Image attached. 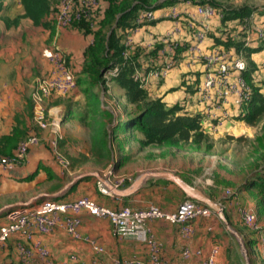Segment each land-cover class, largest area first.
Masks as SVG:
<instances>
[{"label":"crops","instance_id":"0c3cea01","mask_svg":"<svg viewBox=\"0 0 264 264\" xmlns=\"http://www.w3.org/2000/svg\"><path fill=\"white\" fill-rule=\"evenodd\" d=\"M155 1H158L157 4L154 3V5L144 8L156 10L157 19L155 21L141 27H136L134 21L131 24L132 27L123 26L117 31L123 48L122 59L125 62H133L134 79L136 80V76H139V80L136 81L142 84L150 98L161 99L168 107L181 106L183 108L182 115L188 112L190 116H200L204 132L217 142H223L227 137H233L232 131L238 129V126L235 128L237 124L248 125L239 119L242 109L227 104L213 109L211 112L205 110L204 105L199 102L198 95V89L203 84L206 72L202 61L191 62L190 59H187L186 54V59L181 56L179 65L166 79L158 80L150 77L149 74L161 64L159 50L169 33L176 31L175 38L182 45L188 46L194 43L188 27V21L194 20L197 25L202 24L209 28L208 37L201 44L203 53L213 50H221L233 55L242 53L248 61V65L250 61L253 62L252 84L255 88H261L264 95V65H262L264 64V43H259L257 36L251 31L255 26L264 27V13H259L262 9L247 5L253 9L251 16L243 21L234 20L223 23L228 10L240 8H229L217 2L214 4L212 0H175L166 6L163 4L168 0H153L152 2ZM58 5L59 3L55 6L51 0V12L44 20V23L48 25L37 26L30 18L26 17L22 0H0V154L4 157H13L21 141L33 133H38L41 137V143L30 150L24 163L18 164L14 168L0 166V196H14L16 193L17 195L31 194L30 199L26 202L13 198V203L6 206L17 203H34L36 205L45 200L67 202L87 197L81 196L84 180L63 198H56L57 194L65 188L56 186L57 178L62 176L63 169L58 164L50 144V131L36 129L32 119L34 106L31 94L35 90L37 81L46 77L53 69V63L43 56V52L47 49L59 48L69 56L74 71L78 74L83 69L85 51L94 44L100 31V27L97 25V27H90L84 22L69 28L60 26L56 19ZM200 5H212L221 9L225 17L206 21L197 14V6ZM109 6V0H100L102 12L106 11ZM173 6L179 7L185 13L181 21L165 18V13ZM252 49L258 51L249 54V50ZM126 50L129 52L130 61L124 58ZM115 79H112L110 87L101 91L99 95L102 107L110 110L118 122L124 120L132 112L133 107L126 104L125 91L115 83ZM115 90H117L116 98ZM120 99L122 104L119 103ZM106 102L111 107L105 104ZM46 105L50 109H59L63 113L64 147L61 144L60 150L77 153V156L82 154L89 156L93 150V144L90 126L85 131L83 130L84 124L90 121L81 112L89 108L83 90L77 86L76 90L69 95L51 96L47 99ZM251 126L248 125V130L252 129ZM15 129L23 131L25 136L19 139L15 146L2 142L4 138L11 137ZM81 132H84L85 136L81 137ZM137 139L142 138L137 137ZM80 142L84 143V147L79 145ZM129 150L132 160L142 156L143 152H139L137 141L132 143ZM117 156L115 151L114 158L116 159ZM178 162V164L182 163V170L158 171L159 169L155 167H150L147 170L171 172L193 185L187 177L188 174L186 175V165L190 166V164L181 160ZM140 171L142 169H137L135 172ZM101 198L100 203L96 200L99 205L114 210L122 207L145 209L154 205L164 211L175 212L186 196L173 183L151 178L136 194L129 198H117L110 194H102ZM235 200L240 201V198H235ZM235 203L231 201L224 208L232 209L237 204ZM230 215L232 216V214ZM5 217H0V227L5 224ZM232 218V220H236V217ZM82 221V232L104 246L107 250L106 255L97 256L88 245L75 242L64 231L58 230L50 236H37L36 240L41 241L50 251V257L47 259L36 257L31 261V264H110V259L114 256L120 258L147 257L145 246L138 244L132 238L116 236L109 221L87 214L82 215ZM193 225L197 236L186 241L176 226L162 221L149 222L153 235L164 244V255L167 259L176 263L179 261L181 250L188 246L195 254L202 252L201 255H194L189 264H204L206 257L215 246L207 237L205 229L200 228L199 222H195ZM261 225L264 228L263 222ZM16 241L17 239L13 238L5 246L0 247V264H22L17 254ZM259 250L260 247L256 246V261H262L264 258V252H258ZM218 262L219 264H228L227 253L221 248Z\"/></svg>","mask_w":264,"mask_h":264},{"label":"built area","instance_id":"2783aa9c","mask_svg":"<svg viewBox=\"0 0 264 264\" xmlns=\"http://www.w3.org/2000/svg\"><path fill=\"white\" fill-rule=\"evenodd\" d=\"M99 10L100 0H60L56 19L58 24L65 28L84 21L91 24L94 22L92 25L94 27L99 20ZM197 14L206 21L225 17L223 10L212 5L197 6ZM184 16L185 13L177 6L169 8L165 13V18L172 21H181ZM188 16L191 15L188 14ZM156 19V10L144 9L138 12L135 25L141 27ZM188 27L194 43L188 46L182 45L175 38L176 31L169 33L159 50L161 64L154 68L149 76L158 80L166 79L179 65L181 58L186 59L187 54V59L191 62L202 61L206 68L205 79L198 89L199 102L204 105L205 110L211 112L227 104H232L239 109L246 107L252 99L253 89L243 76L248 68L245 56L242 53L233 55L221 50L203 53L201 44L208 37L209 28L206 25H197L194 20L188 21ZM251 31L257 36V41L263 44L264 27L255 26ZM43 56L53 63V69L36 83L32 94L33 122L36 129L50 131V144L56 160L63 170L69 172L71 163L60 151V142L64 140L63 113L59 109H48L45 103L54 94L66 96L75 91L77 79L66 54L59 48L47 49L43 52ZM124 58L130 61L128 50L124 53ZM120 70V66H115L108 71L106 73L108 81L117 78ZM136 80H139V76H136ZM40 143V135L31 134L20 142L13 157H4L0 154V166L14 168L24 163L30 150ZM102 191L109 194L106 190ZM83 214L109 221L116 236L132 238L138 244L145 246L147 250L146 258L114 256L111 257L110 264H189L194 255H201L202 252L195 254L190 247L185 246L180 252L179 261L176 263L170 261L164 255V244L153 235L149 222L162 221L176 226L182 238L188 241L193 238L196 231L193 224L198 220L210 219L213 212L208 207L187 198L175 212H167L154 205L145 209L122 207L114 210L99 205L89 197L67 202L47 200L6 215V222L0 227V247L5 246L13 238L17 239L16 250L20 261L22 264H31L36 257L41 259L50 257V251L41 241L36 240L37 236H50L62 230L73 241L88 245L97 256L106 255L107 250L104 246L82 232ZM241 218L247 227H253L258 222V214L253 210H241ZM219 254L220 248L213 247L204 264H219ZM73 259L76 258L73 257Z\"/></svg>","mask_w":264,"mask_h":264},{"label":"rangeland","instance_id":"374dc122","mask_svg":"<svg viewBox=\"0 0 264 264\" xmlns=\"http://www.w3.org/2000/svg\"><path fill=\"white\" fill-rule=\"evenodd\" d=\"M59 1L60 0H52L55 6ZM109 1L111 2L112 0ZM114 1L117 2V0ZM215 1L220 5L229 8H241L247 5L253 6L262 9L259 11L260 14L264 13V0ZM157 2L158 1L151 2V5H154V3L157 4ZM100 18L101 17H99L98 21L101 20ZM84 23L88 24L90 27L94 24V22L91 24L86 21H84ZM115 28L116 25H113L110 30L109 28L105 30H101L100 28L98 37L107 33L109 36ZM66 56L68 63L74 71V66L71 63L69 56L67 54ZM105 72L107 71H104L100 84L93 87V90L98 92V94L110 87L111 81H108ZM75 75L77 76L78 88L83 90L82 86L87 87V75L83 71L78 74L75 72ZM114 95L116 98L117 90L114 91ZM117 99L119 98L117 97ZM119 103L122 104L121 99L119 100ZM105 104L109 105L108 102ZM121 104L120 106L123 107ZM109 107L111 106L109 105ZM47 108L50 109L49 107ZM81 112L91 120L84 124V131L90 125L92 126L93 123V126H96L95 122L99 124L101 123L102 119L100 116L96 115L97 112L95 110L92 111L86 108ZM237 126L238 129L232 131L234 140H230L229 137H227L223 142L215 141L205 133L202 128V132L209 136L210 144L213 145L211 151H205V144L200 151H198L196 146V148L192 147L190 151L184 149L176 151L177 149H169L168 147L148 146L142 153L141 157H138L135 160H128L125 163V166L118 170L115 169V158H112V160L101 159L96 156L93 151L89 153V156H86L85 154L77 156V153L74 154L70 151L65 152L60 150L70 161L71 166L69 172L65 169L63 170L62 176L57 178L56 186L63 188L80 175L86 173H99L103 178L109 179L110 183L116 188L126 189L131 186L138 177L151 172L147 170L150 167H155L156 169H159L158 171H167L166 169L182 170L181 166L183 165L182 163L178 164V161L181 160L188 162V164H190V166L186 165V175L188 174V179H190L195 187L203 190L212 200L221 204L224 214H226L229 219L230 225L242 236L249 253L251 264H264V258H262V261L255 260L256 246L260 247L258 252H264V228L261 225L262 222L264 224V203H262L264 200V191L245 187L253 177L258 176V173L263 166V160L261 158L263 152L261 149L264 144L260 141L264 138V117L258 124L252 125V129H249L250 131L248 130V125L243 126L237 124L235 128H237ZM133 134L135 137L143 139L140 132L136 131L133 132ZM80 136H85V133L81 132ZM238 138L242 139L238 141ZM79 145L84 147L83 142H80ZM184 153H186V155H183ZM137 169H142V171L135 172ZM82 184L83 188L81 189V196L90 197L100 203L102 194L105 193H103L102 190L104 189L98 180L96 178H91V181H86ZM30 195L31 194L27 193L17 195L16 193L14 196H0V209L13 203V198L17 200L22 199L23 202H26L30 199ZM235 198H240L241 202L236 201ZM231 201L236 202L237 204L235 203L236 205L232 209H229V207L228 209H225L224 206H228ZM241 210L255 211L258 214L257 224L253 227L245 226L242 222ZM229 213L232 214V216ZM232 217H236V220H232ZM196 222H199L200 228L205 229L208 234L207 237L214 246L221 248L227 253L228 264H247L238 238L230 233L228 226L221 220L218 214L213 212L210 219L198 220ZM196 236L195 231L193 238Z\"/></svg>","mask_w":264,"mask_h":264},{"label":"trees","instance_id":"16d2710c","mask_svg":"<svg viewBox=\"0 0 264 264\" xmlns=\"http://www.w3.org/2000/svg\"><path fill=\"white\" fill-rule=\"evenodd\" d=\"M174 1L168 0L163 5H170ZM151 2L152 0H117V2L112 0L106 11L102 12L100 8L98 14L101 20L97 22V26L101 30L108 28L110 30L113 25H116V28L109 36L107 33L98 37V33L94 44L85 51L82 71L88 78L86 80L87 87L82 86L83 93L87 98L88 109L95 110L96 115L102 119L100 124L95 122L96 126H93L94 123L92 126L90 125L92 151L99 158L107 160H112L116 151L118 154L114 162L116 170L124 167L125 163L131 159L129 149L135 141L139 143L140 153L144 152L148 146L168 147L177 149L176 151L181 149L190 151L192 147H197L200 151L204 144L206 145L205 151H211L213 148L209 136L202 132L200 116H190L188 112L182 115L183 108L181 106L168 107L161 99L150 98L142 84L134 79L133 62H125L122 59L123 48L117 31L123 26L132 27L131 24L136 20L138 12L150 6ZM212 2L216 4L215 0ZM22 3L26 10V17L30 18L35 25H48L44 23V20L51 12V0H22ZM252 12L253 9L248 6L228 10L223 23L234 20L243 21L251 16ZM257 51L249 50V54ZM115 66H120L121 69L115 83L125 91L126 104L133 107L132 112L124 120L118 122L110 110L102 107L100 95L93 90V87L100 84L104 71L108 72ZM253 67L254 64L250 61L247 70L243 73L253 89V96L239 116V119L248 125L258 124L264 117V95L261 88H255L252 84ZM86 118L88 117L86 116ZM136 131L142 134L143 139L138 140L134 136L133 132ZM24 136L23 131L15 129L12 136L4 138L2 142L15 146L18 140ZM229 139L234 140L233 137ZM241 139L238 138V141ZM260 142L264 144V138ZM61 144L63 146L64 142H60V148ZM261 150L263 166L258 176L253 177L245 187L264 191V146ZM86 181H91V178L84 182Z\"/></svg>","mask_w":264,"mask_h":264},{"label":"water","instance_id":"95a60500","mask_svg":"<svg viewBox=\"0 0 264 264\" xmlns=\"http://www.w3.org/2000/svg\"><path fill=\"white\" fill-rule=\"evenodd\" d=\"M88 178H96L98 182L102 185V188L106 190L110 195L117 198H129L136 194L143 186V184L151 178H157V179H163L170 183H173L176 185L186 196L187 199L193 200L197 203H200L209 209H211L214 213L218 214L221 218V220L228 226L229 231L231 234H233L235 237L238 238L241 247L243 255L246 258L247 264H251V260L249 258V253L246 248V244L243 241L242 236L239 232L235 231L232 226L230 225L229 219L226 214L223 212V207L221 204L216 203L214 200H212L203 190L189 184L188 182L184 181L180 176L171 173V172H149L141 175L138 177L134 183L129 186L126 189H118L115 186H113L109 179L103 178L99 173H86L83 175H80L76 177L72 182L67 184L65 188L57 194L56 198H63L66 196L73 188L78 186L82 181L88 179ZM47 201V200H45ZM44 202V201H42ZM34 203H17L14 205L6 206L2 209H0V217L6 216L12 211L18 210V209H26L34 206Z\"/></svg>","mask_w":264,"mask_h":264}]
</instances>
